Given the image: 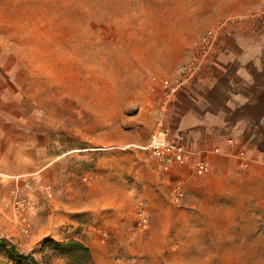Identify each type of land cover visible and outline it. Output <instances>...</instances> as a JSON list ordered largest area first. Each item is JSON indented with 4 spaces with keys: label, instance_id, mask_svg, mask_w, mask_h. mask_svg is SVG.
<instances>
[{
    "label": "rangeland",
    "instance_id": "1",
    "mask_svg": "<svg viewBox=\"0 0 264 264\" xmlns=\"http://www.w3.org/2000/svg\"><path fill=\"white\" fill-rule=\"evenodd\" d=\"M247 23L264 0H0V238L17 251L0 264H64L48 240L94 264H264V166L187 193L147 149L172 135L164 82Z\"/></svg>",
    "mask_w": 264,
    "mask_h": 264
},
{
    "label": "crops",
    "instance_id": "2",
    "mask_svg": "<svg viewBox=\"0 0 264 264\" xmlns=\"http://www.w3.org/2000/svg\"><path fill=\"white\" fill-rule=\"evenodd\" d=\"M207 59L173 97L166 122L191 153L187 166L167 172H178L187 193L234 166L250 173L264 166V25L247 23ZM201 159L210 169L199 177L194 165Z\"/></svg>",
    "mask_w": 264,
    "mask_h": 264
},
{
    "label": "built area",
    "instance_id": "3",
    "mask_svg": "<svg viewBox=\"0 0 264 264\" xmlns=\"http://www.w3.org/2000/svg\"><path fill=\"white\" fill-rule=\"evenodd\" d=\"M226 24L219 25L212 30H209L202 39L203 56L208 55L211 48L214 46L219 35L226 29ZM198 67L193 68L192 65L184 66L178 75L170 80L164 82L167 103L169 104L173 97L178 93L181 86L189 81ZM151 157L156 160L159 168L164 172H171L173 169L185 167L188 165V157L191 153L177 143V141L169 134L168 131L159 130L156 133L149 146L147 147ZM210 169L208 161L201 159L194 165V172L196 176H205ZM185 196L184 190L181 186L175 189V201L180 202Z\"/></svg>",
    "mask_w": 264,
    "mask_h": 264
},
{
    "label": "trees",
    "instance_id": "4",
    "mask_svg": "<svg viewBox=\"0 0 264 264\" xmlns=\"http://www.w3.org/2000/svg\"><path fill=\"white\" fill-rule=\"evenodd\" d=\"M0 249L9 254L17 255L15 246L7 239L0 238ZM41 253L49 261L57 259L63 261L64 264H94L90 249L79 241L57 242L48 240L44 243ZM20 259L30 261L32 264H39L32 256L21 255Z\"/></svg>",
    "mask_w": 264,
    "mask_h": 264
}]
</instances>
